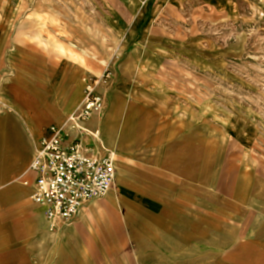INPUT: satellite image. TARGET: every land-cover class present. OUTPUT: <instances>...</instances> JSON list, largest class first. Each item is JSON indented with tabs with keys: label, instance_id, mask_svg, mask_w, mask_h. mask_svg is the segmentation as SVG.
Segmentation results:
<instances>
[{
	"label": "rangeland",
	"instance_id": "rangeland-1",
	"mask_svg": "<svg viewBox=\"0 0 264 264\" xmlns=\"http://www.w3.org/2000/svg\"><path fill=\"white\" fill-rule=\"evenodd\" d=\"M183 1L184 10L171 12L172 0H0V125L7 124L10 136L15 124L28 144L18 171L16 161L5 162L1 145L0 177L10 170L15 174L12 183L0 182V197L11 187L20 190L9 194L7 219L33 226L30 237L7 242L0 230V258L7 257L0 264L16 263L8 262L11 249H24L28 264L61 262L70 234L49 231L43 209L31 202V190L22 179L48 127L63 124L82 103L85 77L101 82L106 105L91 120L100 121L101 140L116 157V189L98 201L112 202L122 227L125 246L120 256L114 245L122 243L120 238L109 247L113 264H130L123 260L127 254L131 264H139V246L123 214L125 201L140 199L125 196V167L140 157L145 168H161L180 181L162 163L171 133V146L183 144L186 134L202 133L212 144L215 162L231 160L256 178L261 173L263 203L252 191L253 207L240 204L239 221L252 212L263 224L232 223L236 233L229 244L234 247L239 234L250 231L249 240L264 248V0ZM44 116L42 131L31 132L27 120ZM129 119L149 126L139 147L132 144L138 132L126 127ZM151 140L155 143L147 146ZM187 183L204 190L199 199L208 205L215 207L217 198L233 202L218 183ZM5 211L0 210V225ZM213 239L194 244L206 254L222 251L225 246ZM84 256V264H95L89 254ZM200 259L186 256L182 262ZM99 264H108L107 259Z\"/></svg>",
	"mask_w": 264,
	"mask_h": 264
},
{
	"label": "crops",
	"instance_id": "crops-1",
	"mask_svg": "<svg viewBox=\"0 0 264 264\" xmlns=\"http://www.w3.org/2000/svg\"><path fill=\"white\" fill-rule=\"evenodd\" d=\"M185 5L186 2L183 0H172L168 8L171 12H179L184 10ZM53 116L58 117L59 114L54 113ZM115 117L117 119L118 114ZM45 120H47L46 116L34 121L27 120L26 125L31 132L39 134L44 127ZM13 125L14 127L10 129V136L7 132L9 130L7 124L1 123L0 125V155L1 145H3L5 162L16 161L18 171L25 164L28 144L24 140L21 129ZM86 125L91 131H100L98 128H101L100 121L97 119H90ZM52 126H49L45 135L37 141L30 163L39 142L49 136ZM130 126L138 132L132 144L134 147H139L149 135V126L146 121H130L129 119L126 127ZM171 135L173 136L172 133ZM172 136L169 135V150H167L166 157L162 159V163L166 164L169 171L178 174L180 181L173 179L170 175H165L161 168L160 170L145 168L142 165L145 162H141L140 157L135 158L137 162L125 167L128 178L126 190L129 191L125 196L140 199L132 204L125 201L126 213L123 214V221L132 227V235L139 246L137 256L139 264H183L182 261L186 256L192 258L200 255L203 262L200 259L192 260L187 264H264L263 244L249 240L250 231L239 234V241L234 247L232 243L229 244V240L236 233L234 226L236 222L244 221L245 225L252 227L257 221L252 212H246L245 218L241 217L239 221L241 212L239 205L253 207L251 204L252 191L258 193L256 201L263 203L261 173L256 178L250 172L237 167L231 160H226L224 165H220L218 161L215 162L217 158L214 157L212 144L205 139L202 133L200 135L186 134L183 144L178 146H171ZM87 141L91 144L90 139ZM154 143L155 141L151 140L147 146L151 147ZM103 145L106 147L104 142ZM14 174V170L5 172L0 177V182L12 183ZM188 181L203 184L218 183L219 187H224L233 202L217 198L218 203L215 207L208 205L199 199L204 190L196 185H189ZM16 191L20 190L11 187L4 197H0V210L6 209L2 213L4 219L0 225L5 242L12 241L13 237H30L33 230L32 225L23 226L19 221L9 217L7 219L12 204L9 194H15ZM98 201L88 203L68 224L59 229H64L70 234V238H66L63 242L64 249L60 264H84L83 262L88 259L84 256L86 254H89V259H93L95 264H99L101 259H107L108 264H113L108 254L110 253L109 247L112 245L111 241L115 238L116 241L118 238L122 241L120 245L114 243L115 247L118 246L116 253L120 256L125 243L116 210L110 200ZM209 206L210 208L213 206L211 211ZM200 208H209L207 209L209 212L200 213ZM258 211L261 212V210ZM22 213L26 218L32 219V215L27 214L25 210H22ZM257 223L261 225L263 221L258 220ZM203 225L206 226L205 229ZM90 229L92 232H87ZM119 234L121 235L117 236ZM213 238H217V244L225 246L222 251L206 254L194 244L199 240L212 242ZM14 256L18 258L17 261H14ZM5 258L7 259L3 255L0 262H4ZM123 260L130 264L132 262L128 254ZM9 261L28 264L24 249L18 252L11 249L8 255Z\"/></svg>",
	"mask_w": 264,
	"mask_h": 264
},
{
	"label": "built area",
	"instance_id": "built-area-1",
	"mask_svg": "<svg viewBox=\"0 0 264 264\" xmlns=\"http://www.w3.org/2000/svg\"><path fill=\"white\" fill-rule=\"evenodd\" d=\"M100 83L83 78L82 103L63 124L50 128L49 136L34 152L27 177L22 179L31 190V202L43 209L50 232H57L88 203L116 189L115 153L103 145L99 130L91 131L86 125L105 108Z\"/></svg>",
	"mask_w": 264,
	"mask_h": 264
}]
</instances>
